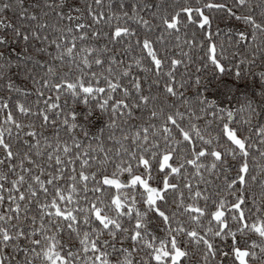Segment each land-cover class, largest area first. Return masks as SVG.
<instances>
[{
  "label": "snow or ice",
  "instance_id": "obj_1",
  "mask_svg": "<svg viewBox=\"0 0 264 264\" xmlns=\"http://www.w3.org/2000/svg\"><path fill=\"white\" fill-rule=\"evenodd\" d=\"M0 264H264V0H0Z\"/></svg>",
  "mask_w": 264,
  "mask_h": 264
},
{
  "label": "trees",
  "instance_id": "obj_2",
  "mask_svg": "<svg viewBox=\"0 0 264 264\" xmlns=\"http://www.w3.org/2000/svg\"><path fill=\"white\" fill-rule=\"evenodd\" d=\"M220 40H223L226 44L228 43L227 37L225 34L222 33L221 37L219 38Z\"/></svg>",
  "mask_w": 264,
  "mask_h": 264
}]
</instances>
